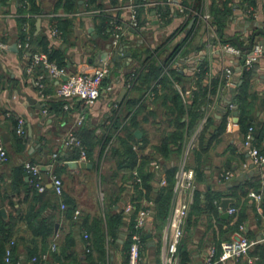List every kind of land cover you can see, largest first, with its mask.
Masks as SVG:
<instances>
[{"label":"crops","instance_id":"obj_1","mask_svg":"<svg viewBox=\"0 0 264 264\" xmlns=\"http://www.w3.org/2000/svg\"><path fill=\"white\" fill-rule=\"evenodd\" d=\"M55 1L37 0L36 4L44 10L40 15L17 13L16 0H8L6 8L0 6V42L7 44L6 49H0V141L5 145L8 153L7 162L0 165V208L5 209L6 214V218L1 215L2 219L6 220L9 214H22L24 216L30 209L31 195H26V199H24V190L27 189L31 179L27 174L22 175L20 169L23 162L31 161L41 166L43 179L47 181L46 187L51 190L53 188L48 183V174L51 171L53 172L55 167L60 169L59 175L63 182V193L75 204L74 212L78 210L79 214H86L90 218L93 216L101 217L104 220L105 191L103 186L105 187V185H101L100 175L106 170L104 156L107 155L106 150L109 148L106 147L103 150L102 146L107 143L111 132L121 129L120 124L122 122L124 126L127 124L133 112L126 116V102L129 99H134L137 104L133 110L135 108L137 110L136 120L139 122L137 129L141 132V135L139 138L135 137L138 141L133 146L138 154L139 163L143 156L152 157L148 167L149 172H152L155 176V179L151 182L153 190L147 193V197L137 199L136 190L140 189V184L133 183L131 172L133 169H137L138 165H135L131 171L121 170L118 173L114 180L116 185L115 195L118 196V199L113 207L116 213L120 215L124 227L115 238L105 232L104 255L98 263L124 264L129 243L125 236L128 230L126 226L132 222V217L137 213H135L136 203L140 204L138 211L142 204L152 201L151 215L141 232L140 256L143 264H162L165 242L164 229L172 208L173 184L169 211L159 236H155V229L152 224L153 208L157 191L168 185V172L166 170L174 169V183L176 169L184 165L194 173V189L192 192L188 191L187 193L192 197V201L189 204L188 214L183 226L184 233L180 239L186 244L189 253L187 254L186 264H205L207 250L210 246H213V243L230 241L238 236H245L248 240L257 241V243L253 244L247 254L241 257L238 262L229 264H264V240H260L264 232V164H252L247 155V150L243 146L244 135L248 127L252 126L253 143L264 150V50L259 60L254 64L251 76L246 82L248 108L245 113L241 116L235 106H228V102L231 103L233 99L235 90L232 89L235 88V85L232 84L229 87L218 85L215 92H207L205 96L211 102L202 107L203 114L206 115L204 118L207 117L202 128L199 130L197 126L191 135L183 139L182 148L178 155L173 154L170 158H162L153 148L160 144L165 135L175 130L173 123L169 119L167 120L166 117H162L167 109V107H163L162 98L167 97V91L163 90L164 87L157 80L145 91L133 88L138 74L141 71L144 72L143 69L146 65L144 61L147 59L148 54L151 53L153 57L151 59L150 56V61L156 60L165 66L164 69H174L180 74V80H176L177 82H174V85L184 103H189L192 97L191 94L197 90L196 76L194 75L199 70L198 66L201 61L206 62L209 68L206 76L202 78V84L207 86L208 89L212 88L211 83H215L218 78L220 79L225 67L232 69V78L236 85L241 79L242 66L240 60L221 50L219 41L214 43V30L210 29L211 26H208L201 17V14L209 15V7L213 0H203L200 8L192 7V14L187 16L180 13L174 3L154 0L156 1L154 6H149L147 9L142 8L138 15L140 22L144 25L143 30L137 33L129 30V28L125 29L124 36L119 41L117 48L118 51L123 52L124 56L114 63L112 58L116 50H111L110 30L107 36L100 35L96 30L98 22L94 18L100 15L88 13L87 10H92V8L87 9L83 4L77 7L74 12H65L61 9L54 10ZM141 1L119 0L118 6L110 5L108 0H99L98 2L102 5L100 9L104 11V14L112 12V15L114 13L115 15L119 14L122 20H127L128 12L123 7ZM186 1L190 4L192 0ZM214 1L220 2L219 0ZM79 2L82 3V0ZM231 3L234 5V16L227 22L225 28V34L229 37L227 39L228 43L246 49L250 46L249 38L257 30L258 33L254 36L253 44L262 43L264 49V33L260 31L261 29L251 26L249 22L256 20L264 26V0L256 1L253 8L255 12L253 19L244 15V8H242L243 5L241 6L240 0H231ZM157 5L162 8L164 5L169 7V13L163 19L158 17L159 12L152 14ZM120 6H122L121 9ZM21 16L27 18L21 27L22 31H24L25 26L28 27V32L24 31V40H21L18 35L19 24L17 19ZM66 17L74 19L71 37L67 41H65L63 31L60 29V22L57 20ZM111 17H115L119 22L117 16ZM111 17H109V22ZM194 17L195 20L190 25V21ZM38 18L41 19V23L39 31L36 32V20ZM32 20L35 24V35L43 33L47 36L48 48L63 50V56L67 62L66 67L69 71H76L81 64L99 65L105 60L111 61L109 73L103 81V86L110 85L112 91L102 92L97 102L87 110L83 123L76 128V134L79 137L80 132L90 136L92 134V137H99L97 141L99 145L90 149L91 155L85 161L92 165L91 168L70 166L68 162H79V160L73 159L74 151L72 147H61L63 137L74 125L73 122L79 112L78 108L63 110L62 107L61 112L57 114L50 113L49 108L52 104L60 102L55 98L56 80L51 78L41 65L37 66L33 72L29 73L27 70L31 52H42L47 56L48 53L41 50L30 51V47L27 50H21L14 46L19 41H25L27 37L28 41L30 40ZM51 27L58 29L61 34L59 39L50 34ZM191 31L194 32V35L191 38L189 49H187L188 53L185 56L177 53L166 62L171 51L168 50L169 42H173L171 44L175 42L184 43L185 37L189 33L191 34ZM145 50H147V53ZM105 52L108 55L104 56ZM127 52H130V55H127ZM133 52L137 54L136 57L132 56ZM48 59L50 60L49 56ZM112 65H114L113 68H111ZM131 69L137 71V76L133 85L128 87L126 86L129 78L128 72ZM41 75L42 87H39L35 81ZM156 83L159 85L158 87L155 86ZM151 90L153 92L152 98L148 94ZM26 95L35 99L36 103H30L25 97ZM140 105H142V108L139 107ZM222 108H225L226 111ZM44 109H46L45 113L43 112ZM209 118L211 120L208 122ZM20 119L23 120V135L27 140L23 148L18 147L14 135V128H17ZM3 135L6 137L5 142H3ZM142 137L145 144L139 141ZM80 138L83 140L82 137ZM92 144H94V141H92ZM84 145L86 146L85 143ZM53 154H56V156L53 157ZM153 160L158 163V168L151 167L150 162ZM250 165L253 166L250 167ZM227 171H231L232 175L226 178L225 172ZM241 177L242 179H239ZM162 179L166 182L163 186L160 185ZM233 180L235 183H232ZM247 183H252V185L248 188L247 185L245 186ZM17 188L20 193L15 192ZM142 190L144 191L143 188ZM245 190H247V193L243 195ZM196 191L202 193L201 197H204L205 193L216 197L213 201L218 208L216 216L210 213H203L201 216L191 213ZM251 192L260 194V199L257 200L250 196L249 193ZM54 197L57 199L55 193ZM54 197L51 200L57 205L59 202ZM9 199L18 200V202L16 201L14 206H11ZM223 199L233 201L228 209L230 207L235 208V212L228 213L227 218L221 217L220 203ZM202 202H204V199ZM129 203L133 208L126 212L125 208ZM49 212L55 213V216L50 217L49 220L56 222L53 236L46 241V246H43L42 241L36 238L34 242L37 244L36 249L49 248L52 244L56 247L57 243H64L63 238L71 232L75 238V245L71 251L78 253V264H89L90 262L85 254L88 248L83 242L85 238L82 235L87 232H82L77 226H71L70 221L60 213L58 205L55 211L51 210ZM239 215L242 217V221L238 228L233 232L222 235L220 230H225ZM73 219H75L74 214ZM240 226L243 229H240ZM121 235H123L122 241H119ZM14 236H22L24 240L18 241L17 247L14 248L16 242L15 238H12L14 240L12 259L15 253L19 255L20 259L18 260L22 264H33L30 258L31 254L27 253L34 246L33 243L28 242L31 236L23 222L15 225ZM3 254L4 248L0 250V264H5ZM253 257L255 259L249 263L247 259ZM176 258V264H179L178 254ZM55 262L59 264V260L50 257L49 264Z\"/></svg>","mask_w":264,"mask_h":264},{"label":"trees","instance_id":"obj_2","mask_svg":"<svg viewBox=\"0 0 264 264\" xmlns=\"http://www.w3.org/2000/svg\"><path fill=\"white\" fill-rule=\"evenodd\" d=\"M7 1L8 0H0V6L6 8L7 7ZM79 1L81 0H56L54 2V10L61 9L65 12H74L77 7L84 5L85 8L90 9L93 6H101L99 4V0H82V3ZM110 2V5L112 6H118L119 0H108ZM167 2L166 0H164ZM220 2H216L213 0L209 7V23L211 27L214 30L215 33V40L214 43H228V36L225 34V28L227 26V22L234 16L233 14V7L234 5L231 3V0H219ZM241 6L244 8V10L251 8L253 10L254 6L256 5L257 0H240ZM37 0H16V11L19 14H25V13H31V14H37L40 15L43 13V9L39 7L36 4ZM182 5L184 6V15H190L192 7L199 9L200 5H202L203 0H192L190 4L183 0L181 1ZM241 8V9H242ZM142 8L139 9V13L141 12ZM157 10V11H156ZM202 10V7H201ZM200 10V12H201ZM156 13L159 12V16L161 19L167 16L169 13V7L165 6L162 8L161 6L157 5L155 9ZM112 13V12H111ZM111 13L106 14H99L100 16L95 17L94 20H96L98 23L96 25L97 32L102 36H107L108 32L110 30V24H109V17L111 16H117L119 19V22L125 26V20H122V18L118 15H112ZM27 18L24 16H21L17 19V22L19 24L18 28V35L21 40L25 39V33L22 31L21 27L25 23ZM58 22H60V29L63 31V36L65 41L69 37H71L73 25H74V19L71 17L66 18H58ZM188 34L185 39L184 43L175 42L174 44H171L173 42H169L168 44V50H171L168 55V59L166 62L171 59L175 54L180 53V55H186L188 53L191 38L194 35V32ZM30 51L33 50H41L43 52L48 53V56L50 60H54L59 66H65L67 65V62L65 61V58L63 56V50L60 48H48L49 41L47 39V36L43 33L36 34L35 35V24L34 20H32L30 24ZM174 36V34H173ZM188 41L186 42V40ZM147 53V50H145ZM247 51H244L246 53ZM133 57H136L137 54L135 52L132 53ZM153 58L151 53L148 54L146 57L147 59L144 61L146 63L145 68L143 69L144 72H140L138 74V78L136 80V84L133 88L140 89V90H146L149 88L155 80L157 82L161 83L162 87H164L163 90L167 91V97L162 98V104L163 107H167L166 113L162 115V117H166L167 120L169 119L170 122L173 123L175 130L171 132L168 135H165L163 139L161 140L160 144L158 146H155L153 149L158 155H161L162 158H170L173 154H179V151L182 148V141L187 136L191 135L197 128L199 121L201 119V116L203 114L202 107L207 105L211 102V100L208 101V99L205 97L207 92H215L216 87L218 85H223L224 80L222 79H216L215 83H211L212 88L208 89L207 86H204L202 84V78L206 76L207 72L209 71L208 65L206 62L201 61L199 63V70L195 72L196 76V82H197V90L193 91L191 94V100L188 103H184L181 95L177 91L174 82H177L180 80V74L175 71L174 69H168L163 66V64L158 63L156 60H151ZM243 60V56L241 58V61ZM165 65V64H164ZM254 66V65H253ZM114 65L111 67L113 68ZM164 69V70H163ZM252 72V68L247 70H242L241 79L239 82H237V85H235V92L233 94L232 103L236 105V108L240 115L242 116L246 109L248 108L247 104V91H246V82L250 78ZM135 76H137V71H135ZM177 80V81H176ZM138 81V83H137ZM126 108L127 113L126 116L133 112L128 119L127 124L124 126L123 130L125 133L123 135H120L117 140V144L113 145L109 148L111 152H109L110 157L113 159L114 162L113 165H111L108 169L105 170V172L101 173V185H105L104 191H105V197H104V220L100 217H89L86 214H79L77 218L73 219L75 204L72 203L63 193L60 198L57 199L54 197L53 190L49 188H45L43 192H39L35 186V181L30 180V183L25 189L24 199H26V195L30 196L31 201V207L27 211V213L22 216V214H9L8 218L6 220L2 219V216L0 214V250L2 248L5 249L6 243H8L9 240L12 238H15V246L17 247V242L24 240L22 236L15 237L14 236V227L17 223L23 222V224L26 225V229L29 231V235L31 236L29 243H33V248L29 249L27 254H31L30 258L33 256H38L39 254L48 252L50 254V257H52L55 260H59V264H78V253H75L71 251L75 245V238L74 235L69 232L65 235L63 238L64 243H57L55 249L52 251L51 246L49 248H42V249H36V243L35 239L38 238L42 241L43 246H46V241L53 236V231L55 228L54 221H49L50 217L55 216V213L52 214L49 211L53 210L55 211V208L58 205V209H60V213L66 217L69 221L71 226H77L79 230H82V232H87L86 234L89 236L88 239H84V244L87 246L88 250L86 251L87 259L90 262L89 264H97L100 262L99 259H101L104 255V243H105V232L108 235H111V237H116L120 230L124 227V223L121 221V217L116 211L114 210L113 205L117 203L118 196L115 195L116 192V185H115V178L118 176V173L121 170H129L135 166L138 165V173L142 178V182L140 183V189L136 190L137 193V199H141L142 197H147V193L152 192V185L151 182L155 179L154 174L149 172L148 163L151 160L152 157L150 156H143L141 158V162H138V154L136 153L134 149V143L138 140L135 138L133 131L139 127V122L136 120V106L137 102L134 99H129L126 102ZM139 107L142 108V105ZM205 109V108H204ZM62 111V102L52 104V106L49 108L50 113H59ZM211 119H208V122ZM207 122V123H208ZM207 124L205 125V127ZM204 127V129H205ZM203 129V130H204ZM16 129L14 128V135L15 141L19 145V148H23L24 143L27 141L26 137L24 135L19 136L16 134ZM123 131V132H124ZM80 137L83 138V142L87 146V157H90V149H92L93 144L92 141L95 142V136L93 135H87L83 134L82 132L79 133ZM139 141L141 143H144V138H140ZM23 143V144H21ZM145 144V143H144ZM74 155L73 159H78V150L73 148ZM155 158V157H153ZM22 167V166H21ZM128 171V172H129ZM168 172L167 179H168V185L165 188H161L157 191V197L155 200V206L153 208V228L155 229V236H159L160 230L165 222L166 216L169 211V205H170V198H171V189L173 184V173L174 169L170 168L166 170ZM21 174L25 175V171L23 168L20 169ZM53 172L60 177L59 172L60 169L55 167ZM21 178V175H20ZM22 180V179H21ZM247 185V186H246ZM252 183L245 184L246 187H250ZM259 185V184H258ZM144 189V191L142 190ZM248 190V189H247ZM247 190L243 191V195L247 193ZM16 193H20V191L15 190ZM201 192L196 191L194 193V200L191 208V213L195 215L201 214H213L216 216L218 208L217 204L213 203V201L216 199L215 196H211L209 194H204V197H201ZM54 197L56 200H58V204L56 205L55 202H53L51 199ZM204 199V202L202 200ZM9 203L11 206H14L15 202L18 200L9 199ZM60 201H62L65 204V208L61 209L60 207ZM140 204L136 203V209L135 213L137 212V209L139 208ZM202 207V208H201ZM51 209V210H50ZM48 212V213H46ZM199 216V217H200ZM135 216L132 217V222L127 225V229L131 230L133 225V219ZM232 221V220H231ZM242 217L239 215L238 218L235 219L234 222H230L231 224L227 226L225 230H220V233L222 235L228 234L230 232H233V230L238 228V225L241 223ZM229 222V221H225ZM125 227V228H126ZM84 235V233L82 234ZM32 239V242H31ZM221 240V239H219ZM128 242V241H127ZM26 244L27 246L29 245ZM215 244V243H213ZM220 241L215 244V248L218 252H220ZM31 246V245H30ZM13 248V249H14ZM94 254V255H93ZM179 264H186V260L188 259L187 254L188 250L186 248V244L182 241L178 244L177 249ZM19 255H16L14 253L13 261L18 260ZM128 259V252L125 258V262ZM67 261V262H65ZM124 262V263H125ZM37 264V263H34ZM100 264V263H99Z\"/></svg>","mask_w":264,"mask_h":264},{"label":"built area","instance_id":"obj_3","mask_svg":"<svg viewBox=\"0 0 264 264\" xmlns=\"http://www.w3.org/2000/svg\"><path fill=\"white\" fill-rule=\"evenodd\" d=\"M122 1V0H120ZM167 2H171L176 4L180 13L184 12V6L182 5V0H166ZM156 1L154 0H142L139 3L135 4H127L123 8H126L128 12V19L125 20V26H123L120 22L115 19V17H111L110 19V32H111V50H116L114 52L120 57H123L124 54L122 51H118V43L122 40L124 36L125 29L133 28L143 30L144 25L140 22L138 17L139 9L141 8H149V6H154ZM122 6H120L121 9ZM88 13L92 15L104 14V11H92L87 10ZM156 14V11H155ZM192 14V12H191ZM190 14V15H191ZM244 15L248 18L253 19L255 17V12L248 8L244 10ZM52 16V15H50ZM160 18V16L158 15ZM202 19L206 22L208 26H211L209 23V15H202ZM197 18V15H196ZM195 19V17H194ZM213 30L212 27H209ZM24 31L28 32V27L25 26ZM50 34L55 36V38L59 39L60 32L55 27H51ZM16 46L21 50H27L30 47L28 37L25 41H19ZM7 44L4 42H0V49H6ZM220 49L224 52L230 54L237 60H240L241 66L244 69H251L253 65L259 60L260 56L263 53V44L262 43H254L251 48L244 53L241 48L229 45V44H220ZM118 51V52H117ZM243 56V60L241 58ZM111 59V58H110ZM41 65L47 72V74L56 80V89H55V98L62 102L63 110H70L74 107L78 108V115L74 120V125L70 130L65 134L61 141L62 148L72 147L78 150V160L79 162H85L87 160V150L86 146L83 143V140L76 134V128L83 123L86 112L89 110L99 99L102 92L112 91V87L110 85L103 86V81L109 73V68L111 65V61L105 60L102 64L92 65V64H81L76 71H69L65 66H59L55 61H51L48 59V56L42 52H31L30 61L27 67L28 72H33L34 69ZM129 78L127 79L128 87L132 86L134 80H136V74L134 70H129ZM233 72L229 67H225L223 74L220 79L224 80L223 86L229 87L233 84L236 85L233 80ZM42 75L38 77L35 81L39 87H42ZM155 86H159L157 83ZM150 98L153 97L152 90L148 93ZM208 108V107H207ZM211 108V107H210ZM46 112V109L43 110ZM206 116V115H205ZM207 117L203 119L205 122ZM203 123H201L202 125ZM201 125L198 126L200 130ZM203 126V125H202ZM16 133L18 135H23V120L20 119L18 122V126L16 128ZM243 146L247 150V155L249 160L254 165H262L264 164V150H261L258 146L253 143V127L249 126L243 139ZM56 154H53L55 157ZM8 153L5 148V145L0 141V165L7 162ZM151 167L158 168V163L153 160L150 162ZM22 168L30 177L31 180L35 181V186L39 192H43L46 188L47 181L43 179L42 168L39 164L25 161L22 164ZM132 181L134 184H140L142 179L138 173L137 169H133L132 172ZM232 175L231 171L225 172V177H230ZM194 173L191 169H187L184 165L179 166L174 174V197L172 201V208L167 218L166 227L164 229V249L162 255V264H176V256L178 244L180 242L181 237L183 236V226L185 223V219L188 214L189 204L191 203V196L187 193L188 191L192 192L194 189ZM48 183L53 188L55 195L60 198L63 194V182L62 179L57 176L54 172H49L48 174ZM166 182L164 179L160 181V185H165ZM250 196L259 200L261 195L251 192ZM153 206L152 201H147L142 204L141 208L137 211L132 229L127 230L126 238L128 240V259L124 264H143L141 262V244H142V230L146 224V221L151 215V208ZM61 209L65 208V204L60 201ZM132 205L129 203L125 211H129L132 209ZM229 214L235 212V208L230 207L228 210ZM79 215V211L76 210L74 212V217L76 218ZM240 229H243L240 226ZM85 239L88 238V235L84 233L83 236ZM260 240H264V232L262 234V238ZM257 243V241H250L245 236H238L237 238L224 241L220 244V252L217 254V250L214 246H210L206 253L205 264H229L231 262H238L239 259L245 256L249 250V248ZM14 245V240L11 239L6 243L4 254H3V262L5 264H22L20 260L13 261L12 259V247ZM51 250L55 249V245H51ZM255 259L249 258L247 261L251 263ZM50 254L48 252L39 254L38 256H33L31 258V262L37 264H49ZM54 264H58L55 262ZM99 264V263H97Z\"/></svg>","mask_w":264,"mask_h":264},{"label":"water","instance_id":"obj_4","mask_svg":"<svg viewBox=\"0 0 264 264\" xmlns=\"http://www.w3.org/2000/svg\"><path fill=\"white\" fill-rule=\"evenodd\" d=\"M175 2H176V0H175ZM152 14H155V11H152ZM194 20H195V19H192V20L190 21V25L194 22ZM249 22H250L251 26L253 25V26H255L257 29H261L260 31H261L262 33H264V30H263V27H264V26H262V25H261L260 23H258L256 20H252V21H249ZM40 23H41V19L38 18V19L36 20V32H38L39 29H40ZM190 25H189V27H190ZM129 30H132L133 32H137V33L139 32L138 29L129 28ZM257 33H258V31L256 30V31L252 34V36L249 38V40H250V46H249L248 48H246V49H242L243 51H248V50L251 48V46H252V44H253L254 36H255ZM14 46L16 47V45H14ZM105 55H108V54L105 52L104 56H105ZM127 55H130V52H127ZM119 59H120V56H118L117 54H115L114 57L112 58V61H113V63H114V62L118 61ZM112 66H113V65H112ZM242 70H245V69L242 68ZM232 90H234V89H232ZM123 91L125 92L126 90L124 89ZM25 97L27 98V100H28L30 103H36V102H35V99L30 98V97L27 96V95H26ZM228 106H230V107H231V106H235V107H236V105L233 104L232 101H231V103L228 102ZM222 110L226 111L225 108H222ZM134 135H135V137L139 138L140 135H141V132L137 129V130L134 131ZM2 137H3V142H5V140H6L5 135H3ZM68 164H69L70 166H74V167H76V166H80L81 168H91V166H92L90 163H88V162H83V161H82V162L70 161V162H68ZM252 166H253V165H250V167H252ZM239 179H242V177L239 178ZM232 183H235V181L233 180ZM156 185H157V184H156ZM231 202H233V201L230 200V199H223V200L221 201V203H220V210H221V212H222V215H221L222 218H227V217H228L229 214H228L227 210H228V207H229V205H230ZM0 213H1V215H2L4 218H6L5 209L0 208ZM124 230H126V229H124ZM147 235H149V234H147ZM122 237H123V235L120 236L119 241H122ZM261 238H262V237H261ZM261 238H260V239H261Z\"/></svg>","mask_w":264,"mask_h":264},{"label":"rangeland","instance_id":"obj_5","mask_svg":"<svg viewBox=\"0 0 264 264\" xmlns=\"http://www.w3.org/2000/svg\"><path fill=\"white\" fill-rule=\"evenodd\" d=\"M100 7L101 6H93L92 7V11H98V13H99V11L101 10L100 9ZM61 35V34H60ZM55 37V36H54ZM223 44H229V45H232L233 46V44H231V43H223ZM204 116H205V114H202V116H201V119H200V121H199V124L201 125V123H205V122H203V119H204ZM202 124V125H203ZM202 125H201V127H202ZM120 128L121 129H119V130H117V131H113V132H111L110 133V135H109V138H108V140H107V143H105L103 146H102V148H103V150H105L106 149V147H108V148H110L111 146H112V144L113 145H116L117 144V140H118V137L120 136V135H123L124 133H125V131L123 130V128H124V123L122 122L121 124H120ZM199 126V125H198ZM104 130V129H103ZM124 131V132H123ZM101 135V134H100ZM191 137V136H190ZM96 139H95V142H94V144H93V147H97L98 145H99V143L97 142L98 141V139H99V137L97 138V137H95ZM196 138V137H195ZM110 141V142H109ZM108 142H109V144H108ZM188 142H189V140H188ZM188 142L186 143V147H187V144H188ZM108 144V145H107ZM106 152H107V155L106 156H104V162H105V169H108L111 165H113V159L110 157V154H109V152H111L110 151V149H108V150H106ZM213 246L215 247V245L213 244Z\"/></svg>","mask_w":264,"mask_h":264}]
</instances>
